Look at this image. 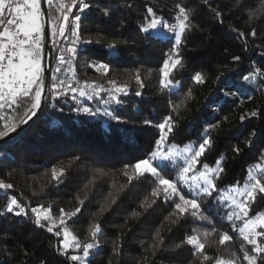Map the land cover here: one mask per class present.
<instances>
[{
  "label": "trees",
  "instance_id": "trees-1",
  "mask_svg": "<svg viewBox=\"0 0 264 264\" xmlns=\"http://www.w3.org/2000/svg\"><path fill=\"white\" fill-rule=\"evenodd\" d=\"M111 2L119 7L110 18H101L93 9L82 19V39L100 40L101 44L78 45L81 51L73 68L80 83L95 82L108 88L107 81L115 80L117 84L128 85L127 95L120 96L121 103L109 106L127 123L73 113L74 101L65 103L62 97L59 102H53L49 98V103H56L55 109L45 106L16 134L22 138L19 144L13 139L7 141L6 149L0 148V177L13 185L11 189L0 190V210L10 196H15L29 210L27 219L11 214L0 216V261L67 264L55 251L59 238L31 222L30 209L42 205L51 208L55 219L59 218L61 208L72 212L81 207V212L68 220L67 227L82 243L90 240L91 226L100 224L102 231L97 240L101 247L92 250L89 264H200L193 247L182 243L193 230L200 235L206 254L212 258L205 264H214L217 257L229 259L233 252L239 264H246L240 251L242 237L238 231H232L223 210L217 212L213 206L210 211H204L209 207L205 202L202 212L208 220L197 221L190 215L177 218L171 201L166 203L161 198L152 203L155 178L145 175L129 182L124 173L132 174V169L124 166L145 158L153 150L159 135L155 125L169 114L177 123L170 142L180 146L196 140L197 132L208 125L215 126L209 133L212 147L201 163L215 167L216 160H222L224 172L217 181L220 189L235 184L243 186L247 169L255 163H264L261 156L264 84L243 79L257 69L264 71V11L261 10L264 0ZM176 3L190 10L192 27L182 37L179 48L182 64L172 74L174 80L182 83L170 94L160 89L158 81L159 68L172 47L174 36L169 39L170 34L166 33L149 38L139 32L137 25L144 22L147 7H152L157 17L175 23ZM254 28L256 37L250 35ZM239 32H244L245 37H240ZM113 41L118 43L120 53L115 59L107 55L111 49L106 47ZM237 55L240 61H233L232 57ZM89 61L107 63L109 72L104 74L87 67ZM137 70L144 83L142 89L133 78ZM197 71L204 77L203 84L190 79ZM233 81L237 82L236 86ZM137 91L141 92L140 96L136 95ZM103 95L107 98L106 93ZM169 101L180 107L174 111ZM86 103L96 104L95 101ZM25 107L5 109L0 111V116H9L15 122ZM253 110L258 114L247 117ZM242 115L246 116L243 122ZM144 120L151 121V125L145 126ZM3 124L0 120V131L4 130ZM237 147L241 150L238 154L234 151ZM53 166L65 169L59 182L51 179ZM165 175L172 178L167 172ZM77 197L85 203L80 205ZM261 211H264V198L258 197L249 215ZM241 224L237 221V228ZM205 231L211 233L206 240ZM225 231L233 239L220 245V233ZM157 232L163 237V243L153 254ZM178 244L180 247H176ZM245 247L250 251V245Z\"/></svg>",
  "mask_w": 264,
  "mask_h": 264
},
{
  "label": "snow or ice",
  "instance_id": "snow-or-ice-1",
  "mask_svg": "<svg viewBox=\"0 0 264 264\" xmlns=\"http://www.w3.org/2000/svg\"><path fill=\"white\" fill-rule=\"evenodd\" d=\"M42 4H46L47 8H43ZM118 7L111 0H0V111L26 105L23 115L15 122L9 116H0V120L4 121V130L0 131V148L6 149L7 141L13 139L15 144H19L22 138L15 134L33 117H36L45 106L55 109L56 103H49V98L53 102H59L62 97L65 103L68 100L74 101L76 106L71 108L73 113L85 114L93 118L104 117L117 124L127 123L116 110H110L109 106L121 103L120 96L127 95L128 85L117 84L115 80L107 81L110 86L108 88L95 82L80 83L76 80L73 68V62L81 51L78 45L101 44L100 40L82 39L81 21L85 18V14L95 9L101 18H110ZM174 7L175 23H169L162 17H157L153 8L147 7V15L143 17L144 22L137 25L139 32L146 34L149 38L161 36L163 33L170 34L167 37L169 39L174 36L172 47L165 53L166 58L159 68L158 81L160 89L168 90L170 94L182 83V81L174 80L172 74L182 64L179 48L183 35L192 27L190 10L187 6L176 3ZM261 10L264 11V5ZM216 14L219 15V13ZM238 35L245 37L244 32H239ZM250 35L256 37L255 28ZM49 38L53 49L59 54L55 56V66L45 69L44 41ZM106 47L111 49L107 54L109 57L114 59L119 57V45L116 41L107 44ZM83 51L86 52L87 49ZM232 59L240 61L241 57L237 55ZM87 67L95 68L104 74L109 72V65L104 62L89 61ZM133 78L142 89L144 83L139 70ZM190 79L196 84L205 82L199 71ZM243 79L249 82L259 80L261 84H264V71L257 69L245 75ZM217 80L219 81L220 77H217ZM236 83L233 81V86H236ZM237 90L239 91L240 88L238 87ZM104 93L107 94V98L104 97ZM136 95L140 96L141 92L137 91ZM81 98L85 103H82ZM247 98L252 99L251 96ZM91 101H95L96 104L86 103ZM169 106L175 111L180 104L169 101ZM60 110L63 111L62 108ZM257 114V111L253 110L246 116L255 117ZM246 116L240 117L241 122L246 119ZM143 124L149 126L151 121L144 120ZM155 127L159 135L154 141L153 150L145 158L124 166L132 169V174L124 173L128 181L131 182L145 175L155 178V187L151 189L152 203L161 198L166 203L171 201L175 209L173 215L177 218L190 215L197 221L208 220L202 212V204L205 202L209 207L204 211H210L213 206L216 207L217 212L223 210L224 219L231 222L232 231H238L244 242L240 245V251L243 253L242 261L246 264H264V242H262L264 241V211L257 212L254 216L249 215L250 208L258 197L264 198V163H255L247 169V178L243 186L235 184L220 189L217 181L224 172L222 160L217 159L215 167L201 163V158L212 147L213 140L209 133L215 127L214 125H208L202 132H197L196 140L183 143V146L170 142L177 128V123L171 114L165 116L163 121ZM195 131L197 130L194 129ZM234 151L238 154L241 150L237 147ZM4 154L7 155V152L5 151ZM261 156L264 157V152ZM64 172L63 167L53 166L51 179L59 182ZM165 172L172 178H166ZM12 187V184L0 181V190ZM77 200L80 205L85 203L78 197ZM80 212L81 207L75 208L72 212H66L61 208L59 218L55 219L50 207L38 205L30 209L32 224L59 238L55 251L65 258L67 264H89L92 250L101 247L97 240L102 231L99 223L91 226L90 240L83 243L67 227L68 220ZM8 214L29 218V210L22 206L15 196H10L6 206L0 210V216ZM237 221L242 222L239 228L236 225ZM175 222L174 220L173 223ZM215 230V228L212 229L213 232ZM210 235L211 233L207 231L203 233L205 240ZM232 239L228 232H222L219 236V244L224 245ZM154 240L156 243L153 245V254L161 248L163 237L157 232ZM182 243L193 247L194 255L199 257L200 264L212 260L205 252V243L201 242V237L195 233V230L192 235H186ZM245 245L251 246L250 251ZM0 264H9V261H0ZM214 264H239V258L233 252L229 259L215 258Z\"/></svg>",
  "mask_w": 264,
  "mask_h": 264
},
{
  "label": "water",
  "instance_id": "water-1",
  "mask_svg": "<svg viewBox=\"0 0 264 264\" xmlns=\"http://www.w3.org/2000/svg\"><path fill=\"white\" fill-rule=\"evenodd\" d=\"M42 7L43 8H47V5L46 4H42ZM47 27V26H46ZM43 64H44V67L45 69H49L52 65V45H51V41H50V38L49 39H45L44 41V61H43ZM50 74L48 76V79L50 80ZM34 118V117H33ZM30 122V121H29ZM25 126H23L21 128V130L24 128ZM20 130V131H21ZM19 131V132H20ZM18 132V133H19ZM17 134V133H16ZM15 134V135H16Z\"/></svg>",
  "mask_w": 264,
  "mask_h": 264
},
{
  "label": "built area",
  "instance_id": "built-area-1",
  "mask_svg": "<svg viewBox=\"0 0 264 264\" xmlns=\"http://www.w3.org/2000/svg\"><path fill=\"white\" fill-rule=\"evenodd\" d=\"M73 11H74V9H73ZM70 16H71V14H70ZM58 54L59 53L53 49V45H52V65H51V67L55 66V56L58 55ZM73 67H74V62H73ZM0 181L4 182L2 177H0Z\"/></svg>",
  "mask_w": 264,
  "mask_h": 264
},
{
  "label": "rangeland",
  "instance_id": "rangeland-1",
  "mask_svg": "<svg viewBox=\"0 0 264 264\" xmlns=\"http://www.w3.org/2000/svg\"><path fill=\"white\" fill-rule=\"evenodd\" d=\"M165 35H167L166 33H163L161 36H165ZM3 181H4V179H3ZM4 183H5V181H4Z\"/></svg>",
  "mask_w": 264,
  "mask_h": 264
}]
</instances>
